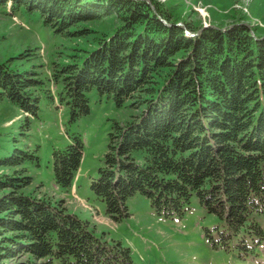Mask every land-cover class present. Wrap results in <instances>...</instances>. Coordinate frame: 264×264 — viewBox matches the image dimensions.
I'll return each mask as SVG.
<instances>
[{
  "label": "trees",
  "instance_id": "16d2710c",
  "mask_svg": "<svg viewBox=\"0 0 264 264\" xmlns=\"http://www.w3.org/2000/svg\"><path fill=\"white\" fill-rule=\"evenodd\" d=\"M150 1L0 0V8L37 15L62 37L96 32L90 49L56 64L53 79L69 123L89 114L91 90L136 111L113 122L89 184L106 214L129 216L128 198L141 194L159 215H182L196 195L223 226L220 246L236 240L245 256L264 238L253 217L264 213V36L242 20L180 24L165 3ZM108 16L118 21L109 32L88 25ZM28 54L0 60V102L25 113L26 130L41 101H54L40 72L16 63ZM83 148L73 133L53 150L58 188L72 186ZM29 163L40 165L37 149L0 152V167L11 169L0 174V264H133L130 247L97 234L63 199L26 191L34 181Z\"/></svg>",
  "mask_w": 264,
  "mask_h": 264
},
{
  "label": "rangeland",
  "instance_id": "374dc122",
  "mask_svg": "<svg viewBox=\"0 0 264 264\" xmlns=\"http://www.w3.org/2000/svg\"><path fill=\"white\" fill-rule=\"evenodd\" d=\"M159 1L173 10L180 24L186 20L216 27L242 20L264 36V0ZM8 12V7L0 8V60L29 48L27 57L16 63L20 68L34 66L54 96L53 102L41 101L38 115L31 118L28 130L21 129L25 113L8 101L0 102V152L29 147L32 151L37 149L40 157V165L27 164L34 181L26 191L63 199L67 209L89 220L97 234L105 232L107 238L119 239L130 247L133 264H264V238L245 256L239 254L245 251L236 246V240L229 249L220 246L219 230L223 226L196 195L182 215H159L144 195L135 194L127 200L129 216L119 221L109 217L105 203L95 197L89 184L102 164L113 122L125 121L136 111L116 106L111 98L91 90L89 114L69 123L67 106L58 102L61 85L53 79V71L56 64L71 60L81 49H90L96 32L84 37H62L44 27L37 15ZM117 23V18L108 16L88 25L94 31L109 32ZM73 133H80L83 139V158L72 186L60 189L53 178L52 152L66 147ZM10 171L0 167V174ZM253 217L264 229V213H254Z\"/></svg>",
  "mask_w": 264,
  "mask_h": 264
},
{
  "label": "water",
  "instance_id": "95a60500",
  "mask_svg": "<svg viewBox=\"0 0 264 264\" xmlns=\"http://www.w3.org/2000/svg\"><path fill=\"white\" fill-rule=\"evenodd\" d=\"M146 1L149 2V3H151L150 0H146ZM151 6L154 7L152 4H151ZM188 35L191 36V35H193V33L190 32V33H188Z\"/></svg>",
  "mask_w": 264,
  "mask_h": 264
}]
</instances>
